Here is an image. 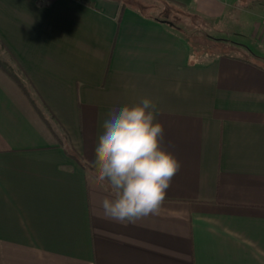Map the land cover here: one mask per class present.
<instances>
[{
	"label": "crops",
	"instance_id": "crops-1",
	"mask_svg": "<svg viewBox=\"0 0 264 264\" xmlns=\"http://www.w3.org/2000/svg\"><path fill=\"white\" fill-rule=\"evenodd\" d=\"M0 44V264H264V0H0ZM144 98L180 168L120 223L66 150Z\"/></svg>",
	"mask_w": 264,
	"mask_h": 264
},
{
	"label": "clouds",
	"instance_id": "clouds-1",
	"mask_svg": "<svg viewBox=\"0 0 264 264\" xmlns=\"http://www.w3.org/2000/svg\"><path fill=\"white\" fill-rule=\"evenodd\" d=\"M94 149L90 173L106 193L99 208L105 219L123 223L159 212L180 163L161 147L164 128L155 103L144 98L111 113Z\"/></svg>",
	"mask_w": 264,
	"mask_h": 264
},
{
	"label": "rangeland",
	"instance_id": "rangeland-1",
	"mask_svg": "<svg viewBox=\"0 0 264 264\" xmlns=\"http://www.w3.org/2000/svg\"><path fill=\"white\" fill-rule=\"evenodd\" d=\"M181 20H184V18H182ZM206 31H207V28H205V34L204 33H202V34L201 33H197L195 35L194 34L192 35V36L195 37L196 43L201 48L206 47L209 44L208 37H207L208 35H206ZM0 61L6 66V68L9 70V72L13 76H15L16 78L19 79V81L21 82V84L24 86V88L28 92L31 91L30 88H27L28 87L27 86L28 85V81L26 80L25 74L22 73V71H21L19 65L17 64V62L14 60V58L12 57V55L10 53H8V51L6 50V48L4 47V45H2V44H0ZM4 71H6V70H4ZM60 137L62 139V142H66L63 139L62 136H60Z\"/></svg>",
	"mask_w": 264,
	"mask_h": 264
},
{
	"label": "trees",
	"instance_id": "trees-1",
	"mask_svg": "<svg viewBox=\"0 0 264 264\" xmlns=\"http://www.w3.org/2000/svg\"><path fill=\"white\" fill-rule=\"evenodd\" d=\"M123 9H124V7H122L121 8V11H120V17H119V19H121V13H122V11H123ZM0 66L4 69V70H6L9 74H10V76H12L13 77V79L25 90V92L26 93H28V91L24 88V86L21 84V82L19 81V79L18 78H16L15 76H13L10 72H9V70L6 68V66L0 61ZM52 117H54L53 115H52ZM48 122V121H47ZM48 124L51 126V124L48 122ZM59 137V136H58ZM67 151V153L69 154V155H71L73 158H75L84 168H89V169H91L92 170V168L89 166V165H87V164H85L81 159H80V157H79V154L73 149L71 152H69L68 150H66Z\"/></svg>",
	"mask_w": 264,
	"mask_h": 264
}]
</instances>
